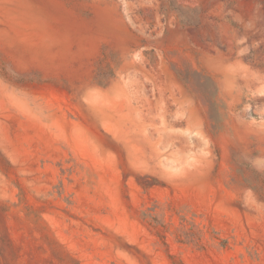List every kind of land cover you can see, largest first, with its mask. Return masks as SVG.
<instances>
[{
    "label": "rangeland",
    "instance_id": "1",
    "mask_svg": "<svg viewBox=\"0 0 264 264\" xmlns=\"http://www.w3.org/2000/svg\"><path fill=\"white\" fill-rule=\"evenodd\" d=\"M0 264H264V0H0Z\"/></svg>",
    "mask_w": 264,
    "mask_h": 264
}]
</instances>
